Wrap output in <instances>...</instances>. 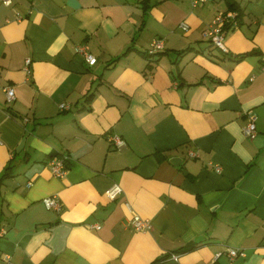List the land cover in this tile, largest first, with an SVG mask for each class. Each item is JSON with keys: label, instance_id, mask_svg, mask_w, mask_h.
Listing matches in <instances>:
<instances>
[{"label": "crops", "instance_id": "1", "mask_svg": "<svg viewBox=\"0 0 264 264\" xmlns=\"http://www.w3.org/2000/svg\"><path fill=\"white\" fill-rule=\"evenodd\" d=\"M236 1L225 48L206 30L228 0L0 3V264H264V0Z\"/></svg>", "mask_w": 264, "mask_h": 264}, {"label": "built area", "instance_id": "2", "mask_svg": "<svg viewBox=\"0 0 264 264\" xmlns=\"http://www.w3.org/2000/svg\"><path fill=\"white\" fill-rule=\"evenodd\" d=\"M204 0H191L192 5H197L199 3H202ZM11 0H0V3L4 4H10ZM237 11L235 9H227L224 12L218 13L214 19L212 20V23L209 25L208 29L206 30V33L210 37L211 41L213 44L221 47H224L223 43V38H224V31H225V25L229 26H235L238 23V17H237ZM20 16V15H19ZM179 26L183 29H187L188 25L185 21H181L179 23ZM163 48V43L160 38H155L152 40L150 47L148 48V53L153 54L156 51H159ZM77 49L81 51L86 60L90 63L93 64L96 61V56L87 50L85 45H78ZM30 63V58L26 57L25 59V67L27 70H29L28 65ZM261 69L264 70V59L261 65ZM5 93H6V99L10 100L14 96V91L13 87L10 85L5 87ZM67 104L64 102H61L59 104L60 107L66 106ZM255 115L252 112H248L247 114V119L242 127L243 133L246 137H254L257 129H256V122H255ZM108 139L113 143V145L120 147L124 144V140L118 135V134H110ZM190 155H194L195 153L190 150L189 151ZM66 159L67 155H53L49 160H48V165L54 175L57 176H62L65 174L67 170V164H66ZM216 169L219 170L220 166L216 165ZM30 183V181H29ZM122 192V187L119 183L113 182L111 183L105 190L106 195L110 199H114L117 197ZM44 204L48 208H53L56 210H59L61 208V202L57 195L52 194L44 197L43 199ZM128 224L133 227L136 230H148L151 228L152 224L151 221L146 218L142 217L138 213H132L131 216L127 220ZM93 226L98 227L99 224H94ZM5 232V227L2 226L0 227V236L4 235ZM225 254L229 259H233L237 255H243L244 251L243 249L239 247H233V246H225L223 249L215 251L212 260H215L219 255ZM171 257L176 258L177 254L176 253H171ZM6 264H18L8 255H6Z\"/></svg>", "mask_w": 264, "mask_h": 264}, {"label": "trees", "instance_id": "3", "mask_svg": "<svg viewBox=\"0 0 264 264\" xmlns=\"http://www.w3.org/2000/svg\"><path fill=\"white\" fill-rule=\"evenodd\" d=\"M228 3H229V8L238 9V11H240V10H239V5H238V3H237L236 0H228ZM226 28H229V25H228V24L225 25V29H226ZM182 51H183V50L179 51V53H181ZM149 54H150V53H149ZM153 54H154V53H153ZM150 55H152V54H150ZM9 169H10V167L7 166L6 169H5V171H4V175H9V174H10V172H8ZM161 258H162V257H161Z\"/></svg>", "mask_w": 264, "mask_h": 264}, {"label": "water", "instance_id": "4", "mask_svg": "<svg viewBox=\"0 0 264 264\" xmlns=\"http://www.w3.org/2000/svg\"><path fill=\"white\" fill-rule=\"evenodd\" d=\"M170 160H171L173 163H177L178 161H180V157H178V156H172V157H170Z\"/></svg>", "mask_w": 264, "mask_h": 264}]
</instances>
